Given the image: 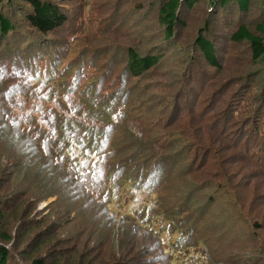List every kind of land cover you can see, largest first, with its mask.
Returning <instances> with one entry per match:
<instances>
[{"label":"rangeland","instance_id":"rangeland-1","mask_svg":"<svg viewBox=\"0 0 264 264\" xmlns=\"http://www.w3.org/2000/svg\"><path fill=\"white\" fill-rule=\"evenodd\" d=\"M52 1L66 19L45 36L1 8L17 24L0 37L7 264H264V58L230 40L257 33L264 0L236 17L181 0L169 39L158 0ZM129 49L161 57L132 76Z\"/></svg>","mask_w":264,"mask_h":264},{"label":"trees","instance_id":"trees-1","mask_svg":"<svg viewBox=\"0 0 264 264\" xmlns=\"http://www.w3.org/2000/svg\"><path fill=\"white\" fill-rule=\"evenodd\" d=\"M193 1L194 0H187L185 4L193 9V6L190 5ZM17 2L23 7L21 11L26 27L40 33L42 36L57 30L65 22L66 16L63 9L52 0H0V37L10 36L17 25L11 16L1 11V8L12 6L15 8V5H18ZM157 3V19L159 24L164 28L166 38L169 39L174 35L176 27L183 22V16L180 11L181 0H158ZM195 3H199V1L195 0ZM212 4L216 5L217 9L224 10L226 13L236 17L237 15L240 16L239 13L245 14L249 10L251 0H212ZM233 6H236L235 10L231 9ZM261 21L262 22L255 25L257 33H254L249 28V25L242 21L230 35V40L232 42H244L249 45L251 59L253 61L264 58V19ZM258 32H261L263 35H258ZM196 42L207 63L218 66L219 64L215 59L212 43L203 37H199ZM160 57L159 55L153 54L140 56L133 49H129L127 63L128 71L132 76H139L144 71L155 67ZM88 93H90V91L86 89L85 94ZM93 103L94 100L92 99L91 105H94ZM103 133V129L97 126L95 137L92 140L85 138L83 135V146L85 147L84 144L87 142L90 151H95L98 144V150H101L103 141L105 140L102 137ZM83 134H86V132ZM143 170L145 171L147 168ZM0 215H2L1 209ZM261 225H264V223L258 224L257 226L261 227ZM8 255V249L0 244V264H7ZM32 264H43V262L42 260L36 259L33 260Z\"/></svg>","mask_w":264,"mask_h":264},{"label":"snow or ice","instance_id":"snow-or-ice-1","mask_svg":"<svg viewBox=\"0 0 264 264\" xmlns=\"http://www.w3.org/2000/svg\"><path fill=\"white\" fill-rule=\"evenodd\" d=\"M2 78H3V72L2 70H0V80H2ZM148 264H151V261H149Z\"/></svg>","mask_w":264,"mask_h":264}]
</instances>
